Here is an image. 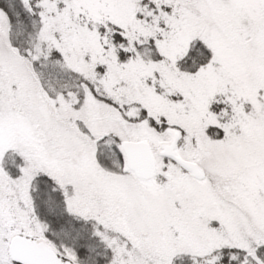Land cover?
Listing matches in <instances>:
<instances>
[{
    "label": "snow or ice",
    "instance_id": "snow-or-ice-1",
    "mask_svg": "<svg viewBox=\"0 0 264 264\" xmlns=\"http://www.w3.org/2000/svg\"><path fill=\"white\" fill-rule=\"evenodd\" d=\"M0 264H264V0H0Z\"/></svg>",
    "mask_w": 264,
    "mask_h": 264
}]
</instances>
